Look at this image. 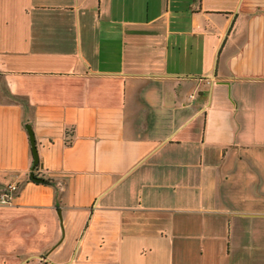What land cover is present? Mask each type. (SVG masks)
I'll use <instances>...</instances> for the list:
<instances>
[{
    "label": "crops",
    "instance_id": "crops-1",
    "mask_svg": "<svg viewBox=\"0 0 264 264\" xmlns=\"http://www.w3.org/2000/svg\"><path fill=\"white\" fill-rule=\"evenodd\" d=\"M8 183L0 264H264V0H0Z\"/></svg>",
    "mask_w": 264,
    "mask_h": 264
},
{
    "label": "water",
    "instance_id": "water-1",
    "mask_svg": "<svg viewBox=\"0 0 264 264\" xmlns=\"http://www.w3.org/2000/svg\"><path fill=\"white\" fill-rule=\"evenodd\" d=\"M25 129H26V134H27V137H28L29 145H30L29 148H30V152H31L33 161H34V163H37L38 159H37V154H36V150H35L36 146H35V142H34V138H33L32 129H31L29 124H25ZM28 175L32 179V181L38 180L37 177L33 176L32 171H30L28 173Z\"/></svg>",
    "mask_w": 264,
    "mask_h": 264
},
{
    "label": "built area",
    "instance_id": "built-area-1",
    "mask_svg": "<svg viewBox=\"0 0 264 264\" xmlns=\"http://www.w3.org/2000/svg\"><path fill=\"white\" fill-rule=\"evenodd\" d=\"M16 190L15 183L6 184L0 192V205H8L11 202L12 195Z\"/></svg>",
    "mask_w": 264,
    "mask_h": 264
},
{
    "label": "trees",
    "instance_id": "trees-1",
    "mask_svg": "<svg viewBox=\"0 0 264 264\" xmlns=\"http://www.w3.org/2000/svg\"><path fill=\"white\" fill-rule=\"evenodd\" d=\"M37 166H38V162H37V163H34L33 158H32V162L30 163V166H29V172L32 171L33 176H35L33 172H34V170L37 168ZM29 178H30V177H29ZM36 182H40V183H48V184H50V183H49L50 181H48V178H47V179L38 178V180H36Z\"/></svg>",
    "mask_w": 264,
    "mask_h": 264
}]
</instances>
